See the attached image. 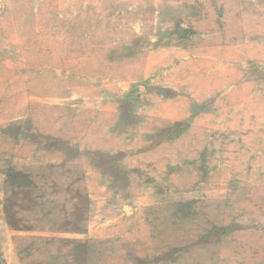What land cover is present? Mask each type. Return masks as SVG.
<instances>
[{
    "label": "rangeland",
    "instance_id": "374dc122",
    "mask_svg": "<svg viewBox=\"0 0 264 264\" xmlns=\"http://www.w3.org/2000/svg\"><path fill=\"white\" fill-rule=\"evenodd\" d=\"M0 264H264V0H0Z\"/></svg>",
    "mask_w": 264,
    "mask_h": 264
}]
</instances>
